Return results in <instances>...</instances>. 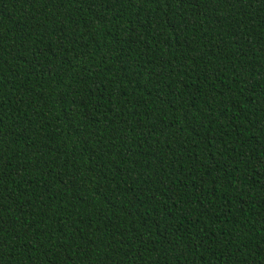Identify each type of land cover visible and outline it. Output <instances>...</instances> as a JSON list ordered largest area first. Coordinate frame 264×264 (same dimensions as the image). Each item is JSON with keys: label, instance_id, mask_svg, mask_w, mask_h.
<instances>
[{"label": "trees", "instance_id": "trees-1", "mask_svg": "<svg viewBox=\"0 0 264 264\" xmlns=\"http://www.w3.org/2000/svg\"><path fill=\"white\" fill-rule=\"evenodd\" d=\"M0 264H264V0H0Z\"/></svg>", "mask_w": 264, "mask_h": 264}]
</instances>
